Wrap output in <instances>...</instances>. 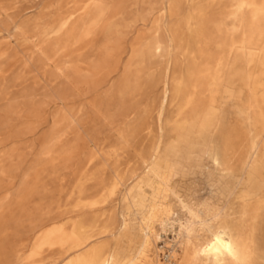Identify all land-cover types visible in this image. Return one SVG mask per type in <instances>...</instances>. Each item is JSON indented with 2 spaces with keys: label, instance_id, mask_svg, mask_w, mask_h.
Listing matches in <instances>:
<instances>
[{
  "label": "rangeland",
  "instance_id": "374dc122",
  "mask_svg": "<svg viewBox=\"0 0 264 264\" xmlns=\"http://www.w3.org/2000/svg\"><path fill=\"white\" fill-rule=\"evenodd\" d=\"M92 251L264 264V0H0V264Z\"/></svg>",
  "mask_w": 264,
  "mask_h": 264
},
{
  "label": "bare ground",
  "instance_id": "6f19581e",
  "mask_svg": "<svg viewBox=\"0 0 264 264\" xmlns=\"http://www.w3.org/2000/svg\"><path fill=\"white\" fill-rule=\"evenodd\" d=\"M239 16H240V14H239ZM156 42H157V39H156ZM152 43H154V42H152ZM154 44H156V43H154ZM153 48H155L154 45H153ZM158 48H159V44H158V47L156 48V50H159ZM154 50L155 49H153V51ZM156 52L158 54V51H156ZM206 244H207V242H206ZM219 250L222 251L223 253L229 254L231 256H235V254H236L235 248H234L231 241L226 239L221 234H213V238H212L211 242L209 243V247L207 249V254H216V252H218ZM84 264H109V258L105 257L104 255L100 254L97 251H92L87 255L86 259L84 260Z\"/></svg>",
  "mask_w": 264,
  "mask_h": 264
}]
</instances>
